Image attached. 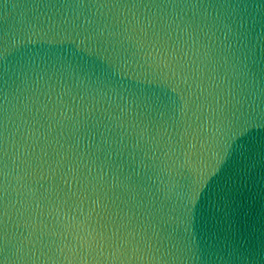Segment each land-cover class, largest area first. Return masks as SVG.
Returning <instances> with one entry per match:
<instances>
[{
	"label": "water",
	"instance_id": "water-1",
	"mask_svg": "<svg viewBox=\"0 0 264 264\" xmlns=\"http://www.w3.org/2000/svg\"><path fill=\"white\" fill-rule=\"evenodd\" d=\"M0 264H264V0H0Z\"/></svg>",
	"mask_w": 264,
	"mask_h": 264
}]
</instances>
